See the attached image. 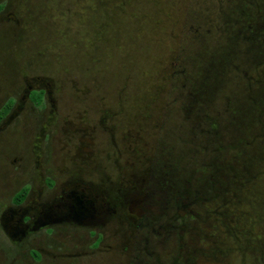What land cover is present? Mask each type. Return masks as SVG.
Instances as JSON below:
<instances>
[{"label":"rangeland","instance_id":"1","mask_svg":"<svg viewBox=\"0 0 264 264\" xmlns=\"http://www.w3.org/2000/svg\"><path fill=\"white\" fill-rule=\"evenodd\" d=\"M0 5V109L35 78L52 102L45 115L43 102L18 104L0 124V217L14 216L8 203L20 184L74 171L75 139L88 158L80 178L130 186L139 210L163 212L131 233L111 217L108 256L67 259L60 245L70 242L55 236L54 249L41 232L36 264H139L145 253L157 259L150 264L189 255L191 264H264V0ZM177 211L197 214L182 246L169 235L180 232L168 228ZM165 236L170 243L160 244ZM32 246V238L13 244L0 222V264H31Z\"/></svg>","mask_w":264,"mask_h":264},{"label":"flooded vegetation","instance_id":"2","mask_svg":"<svg viewBox=\"0 0 264 264\" xmlns=\"http://www.w3.org/2000/svg\"><path fill=\"white\" fill-rule=\"evenodd\" d=\"M34 81L35 84L28 83L25 86L16 101H9L0 109V112H2L6 106L8 107L6 114L0 116V124L6 123L11 115L17 112L16 108L25 102H29L33 108L38 107L30 100L31 94L40 95L42 99L41 104L42 102L44 104L45 102L48 104L52 103L50 100L51 91L48 86L40 83V78H35ZM48 104L44 105L42 115L49 112V107L51 106ZM3 126L1 125L2 128ZM69 142V139L66 140V143H63V147ZM75 142H77V146H75L71 154L73 159L71 168L74 171L69 170L61 180L56 179L53 174L41 176L37 182V186L33 184H20L12 193L8 203L9 210L15 212L14 216L7 215V212L1 213L0 222L8 236L12 237L16 235V232L19 230H23L25 233L24 237H17L12 241L13 244L19 246L24 240L32 238L33 246L27 251V256L31 264L42 262L45 256L44 250L37 246V239L39 238V234L41 236V232H44V237H47L46 240H48L46 242H49V244L52 243L54 249L56 245L53 244L52 238L55 236H63L66 241L70 242L68 246L60 245V250L68 252L65 256L67 259L86 258L94 252L108 256L112 245L107 240L106 228L110 223L111 217L113 220H111L113 222L112 224H116L120 228H125L131 233L134 230H147L154 221H157L163 215L161 210L155 211L151 208H148L147 211L139 210L138 201L134 199L132 193H129V190H131L130 186H121V188L113 190L104 187L101 181H84L80 178L79 173L83 170L82 167L88 158L81 155V151L84 152L82 139H75ZM50 160L51 158L47 157L46 161L49 162ZM17 161L12 162L13 167L17 165ZM48 173H51V170ZM22 192L25 193L20 200L17 196ZM34 192L38 193L35 200L32 199L31 195ZM105 194H107L109 203H103L102 198ZM149 194H152V192ZM77 204L82 208L80 212L83 214V217L79 219L74 218L70 212L72 208H78L76 206ZM196 216L197 214L185 211H177L173 215L172 221L175 226L171 225L168 228H171V230L177 229L180 232L171 231L169 235L173 237V240L177 239L179 245H185L181 239L184 235V228L187 222L190 224L193 223ZM177 220H180L183 224L181 222L176 223ZM150 232L156 237L160 236L159 232L151 229ZM166 239L168 240L167 236L165 238L162 237L159 243L167 244L164 243L167 241ZM129 248L130 245L126 243L120 245V250L123 253L127 252ZM144 251L147 252L146 249ZM184 258V264H191L192 255L184 256ZM140 259L144 264H150V261L154 259L157 260L151 253H145ZM141 261L138 263L142 264ZM72 263L73 261H70L69 264Z\"/></svg>","mask_w":264,"mask_h":264},{"label":"trees","instance_id":"3","mask_svg":"<svg viewBox=\"0 0 264 264\" xmlns=\"http://www.w3.org/2000/svg\"><path fill=\"white\" fill-rule=\"evenodd\" d=\"M2 9V6L0 5V10ZM247 29L244 31V33H246L247 32V34L249 35V37H251L252 36V32H254V31H249L248 29H250L252 26L251 25H249V24H246V26H245ZM246 34V35H247ZM253 41V40H252ZM41 101H42V99H41V97H40V95L37 97V99H36V106H40V104H41ZM8 111V107L6 106L4 109H3V111L0 113V116H4L5 114H6V112ZM24 193L25 192H22L21 194H19L17 197L18 198H20V200L23 198V196H24Z\"/></svg>","mask_w":264,"mask_h":264},{"label":"water","instance_id":"4","mask_svg":"<svg viewBox=\"0 0 264 264\" xmlns=\"http://www.w3.org/2000/svg\"><path fill=\"white\" fill-rule=\"evenodd\" d=\"M76 206H78V208H76V209L72 208L70 212L72 213V216H74V218H78V219L82 218L83 214L80 212L82 210V208L79 207V204H77ZM76 210H78V211H76ZM24 235H25V233L23 232V230L22 231L19 230L16 232V235H13L12 237L11 236H8V237L11 241H14L17 237H24Z\"/></svg>","mask_w":264,"mask_h":264}]
</instances>
